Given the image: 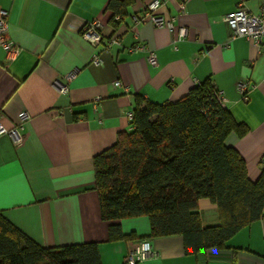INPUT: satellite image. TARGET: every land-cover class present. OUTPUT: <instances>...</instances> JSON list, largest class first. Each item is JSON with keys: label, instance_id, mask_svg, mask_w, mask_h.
Segmentation results:
<instances>
[{"label": "crops", "instance_id": "1", "mask_svg": "<svg viewBox=\"0 0 264 264\" xmlns=\"http://www.w3.org/2000/svg\"><path fill=\"white\" fill-rule=\"evenodd\" d=\"M108 1L0 0V9L8 12L7 34L19 48L9 60L0 47V123L11 128L23 112L28 116L20 145L0 135V212L42 247L95 242L102 264H123L126 253L149 236V221L120 219L122 232L135 239H108L93 157L129 129L127 113L136 97L172 102L208 82L248 127L243 137L230 133L224 143L239 151L255 181L264 163V45L238 36L225 46L231 30L223 18L237 0H187L183 12L179 0H161L158 13L171 19L175 32L186 30L180 40L167 27L132 20L143 16L149 0H133L114 24ZM259 1L246 0L247 8L257 13ZM94 20L101 23L98 44L81 34ZM136 45L143 49L134 51ZM149 51L156 64L148 61ZM71 71L75 77L66 81ZM56 80L65 92L55 87ZM240 80L250 85L246 101L236 90ZM198 212L202 226L218 224L209 199H199ZM149 240L153 255L138 264H264V217L237 233L230 246L196 254H184L179 235Z\"/></svg>", "mask_w": 264, "mask_h": 264}, {"label": "trees", "instance_id": "2", "mask_svg": "<svg viewBox=\"0 0 264 264\" xmlns=\"http://www.w3.org/2000/svg\"><path fill=\"white\" fill-rule=\"evenodd\" d=\"M133 0H109L106 8L124 16ZM144 101V107H139ZM248 127L213 98L203 82L176 101L136 97L129 129L93 157L94 189L108 239L134 240L117 223L146 216L149 236L179 235L183 252L230 246L232 238L264 217V163L255 181L237 149L224 141L243 137ZM216 205L218 224L202 226L198 201ZM0 264H102L95 242L42 247L0 212Z\"/></svg>", "mask_w": 264, "mask_h": 264}, {"label": "built area", "instance_id": "3", "mask_svg": "<svg viewBox=\"0 0 264 264\" xmlns=\"http://www.w3.org/2000/svg\"><path fill=\"white\" fill-rule=\"evenodd\" d=\"M186 1L187 0H179L178 6L179 10L182 12L185 10ZM162 4L163 3L161 0H149L146 4L143 16L141 18L133 16L132 20L134 22H143L145 20H149L155 26H164L174 31V40H180L184 38L186 36V30L184 27H178L175 32L171 19L164 17L163 15L158 13V10L160 9V7H162ZM7 18L8 12L4 9H0V47L6 53L7 58L9 60H13L19 53V48L11 41L7 34ZM223 19L231 30V34L226 40L225 46L230 47L232 40L238 36L245 37L257 46L264 45V0L259 1V9L257 13H252L247 8L246 0H237L234 9L228 12ZM100 29L101 23L98 20H94L83 25L81 34L84 39L90 41L93 44H98V42L102 39ZM142 49V45H136L133 50L136 51ZM147 59L151 64H156V59L153 51H149ZM93 61L96 64H100L101 62L99 58H94ZM74 77V71H71L64 75V79L66 81H70ZM119 84L120 82L118 80L114 81L113 83L114 86H118ZM54 85L62 92H65L67 89L65 85H62L60 83V80H56L54 82ZM249 86L250 85L246 80L238 81L236 90L239 93L241 100H247ZM213 98L221 106L225 105L226 99L223 93L220 90L216 89L214 86ZM94 108L96 109V106H94ZM127 115L130 118L132 117L131 112L127 113ZM27 118V114L23 112L21 115V121L11 128H6L0 123V135H9L14 145H20L23 140V121ZM150 255H153L151 242L149 239H143L135 244V246L126 253L123 264H138L139 262L146 260Z\"/></svg>", "mask_w": 264, "mask_h": 264}]
</instances>
